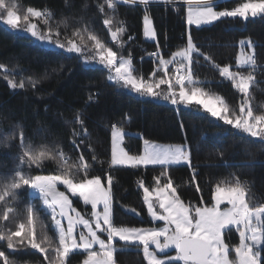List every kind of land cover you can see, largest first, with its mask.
<instances>
[{"label":"trees","instance_id":"obj_1","mask_svg":"<svg viewBox=\"0 0 264 264\" xmlns=\"http://www.w3.org/2000/svg\"><path fill=\"white\" fill-rule=\"evenodd\" d=\"M180 1L184 0H160L148 6L117 2L116 8L110 9L105 0H7L16 5L18 15L26 14L29 7L45 13V17L37 19L40 31L47 33L51 27L53 32L59 31L62 41L71 39L81 43V38L73 35L79 31L82 46L94 47L89 37L96 35L117 51L119 57L131 58L136 69L133 74L145 79L155 68V61H146L145 53L159 50L164 59H169L172 52L187 46L190 32L200 51L211 57L209 61L194 54L192 65V78L207 96L222 97L230 116L239 115V105L245 99L254 115L264 114V17L247 21L223 18L210 26L188 28L187 9L175 4ZM246 1L249 0H226L216 7L233 9ZM146 11L156 32L155 41L144 39ZM105 19L112 20L111 26L103 23ZM24 25L21 19L20 26ZM120 28L124 31L118 32V40L113 41L111 33ZM243 39H250L254 44L255 68L252 64L237 65L239 43ZM0 64L4 65L0 68V191L17 170L31 176L56 175L67 170L70 178L78 180L82 173L79 157L83 155L90 165L89 177H112L114 224L118 227L153 226L138 182L153 186L161 168H112L111 133L118 128L126 132L125 147L133 155L142 154L145 139L187 146L191 167L167 168V175L185 203L212 205L210 196L217 183L229 187L240 179L246 180L250 187L249 191L245 189L249 207L264 205V142L211 118L201 105L173 106L139 98L109 81L108 69L86 67L80 55L45 47L3 22H0ZM217 64L231 65L234 71L253 74L255 79L249 85L247 97L242 96L231 81L220 76ZM11 81L17 85L23 83L24 87L13 89ZM79 121H83V128ZM79 134L83 135L84 144L77 149L73 141ZM25 151L44 152L50 158H42L39 166L21 165L19 158ZM62 151L69 155L67 161L57 155ZM196 185L200 192L196 191ZM16 191L15 198L0 202V230H15L19 223H26L27 231L31 208L38 237L48 236L55 247L58 234L51 215L42 207V198L32 197L27 186ZM126 207L136 209L141 217L126 212ZM8 208L12 211L5 221L2 216ZM232 235L233 242L237 243L236 231L226 233L227 237ZM139 247L118 249L114 255L116 264H148ZM0 250L6 252L11 264H47L44 254L31 248L13 251L7 249L6 241H0ZM84 258V253L73 254L66 264H81Z\"/></svg>","mask_w":264,"mask_h":264},{"label":"snow or ice","instance_id":"obj_2","mask_svg":"<svg viewBox=\"0 0 264 264\" xmlns=\"http://www.w3.org/2000/svg\"><path fill=\"white\" fill-rule=\"evenodd\" d=\"M125 3L135 0H124ZM147 6L150 0H140ZM188 5L195 2L198 7L187 8V24L195 25L197 28L203 25H211L222 18L240 17L247 21L249 16L264 17V0H249L239 7L231 10H217L214 0H184ZM110 9L116 8L115 0H105ZM103 11L104 5H100ZM30 17H45V13L35 8H27V13L18 15L16 5L7 0H0V22H3L13 30L20 28L21 19L25 22L23 30L40 42L51 44L68 53H83V37L79 31L73 35L81 38V43L74 40H61L59 31L53 32L51 27L47 33L39 31L35 23L30 22ZM47 24V18H45ZM105 25L111 26L112 20L105 19ZM120 28L111 33L113 41L118 40ZM143 35L146 38L156 40V32L152 20L145 12L143 16ZM89 39L94 44L96 56H89L87 59L97 60L105 68L115 72L116 79L122 82L125 87L140 96L152 99L169 101L173 106L189 105L196 103L202 106L204 112L224 125H229L257 138L264 142V114L254 115L252 107L247 99L239 105V115H229V107L222 97L214 100L207 98V94L198 82L192 78V65L194 54L203 56L205 60L211 61V57L205 55L193 42L189 32L187 35V46L172 53L171 59H164L159 50L149 53L155 58V68L146 80L142 75H134L136 72L131 58L118 62V52L112 47L102 43L96 35ZM132 39V37H129ZM245 40L240 41L243 46ZM251 47L252 42L247 41ZM159 49V45L157 44ZM177 58H180L177 60ZM238 63L253 65L256 60L253 56L241 57ZM170 65L172 66L170 69ZM219 69L222 78L232 82L233 87L244 97H247L249 85L255 77L251 72L245 74L241 71H234L231 65H215ZM0 68L4 65L0 64ZM159 73V75H157ZM7 78V77H6ZM13 89L23 88L24 84L17 85L11 81ZM161 86H166L163 91ZM83 128V121H79ZM86 131V129H85ZM124 132L122 129L114 128L111 133V164L113 166L127 167H148L160 166L161 172L154 177L155 184L146 186L143 181L139 189L143 193V203L153 221H161L160 227L139 228V227H117L113 223V180L111 176L106 178V184L102 182L99 175L89 177L90 165L87 164L83 155L79 157L82 168L81 178H70L67 170L56 175L31 176L23 170H17L11 180L4 184L0 191V202L7 203L6 198H15L18 189L27 186L37 190L43 198L44 205L50 210L51 219L58 232V239L55 247H52V240L46 235H37L32 221L33 210L29 208L27 231L26 223H19L15 230H0V241H6L7 249L18 250L19 248H31L44 254L47 264H66L69 254L77 250L85 254L82 264H116L114 253L117 251L114 241L119 240L125 243H139L143 245V253L148 264H264V207H249L245 200V189L236 182L234 186L222 187L217 183L211 193L210 200L212 207L201 204L194 205L191 202L185 203L173 186V181L167 175V168L171 165L187 164L191 167L189 151L181 145H158L145 139L142 154L133 155L121 147ZM20 140L23 142V133H20ZM73 144L77 149L79 145ZM42 158H50L46 153L25 151L20 156V164L39 166ZM95 159V157H93ZM79 170V169H78ZM193 178L195 169H192ZM163 178V183L161 179ZM7 180V178L5 177ZM63 187V191L60 187ZM196 191L200 192L199 185ZM203 201V196L200 197ZM76 202L84 206H90L91 212L85 215L77 209ZM221 205H226L221 208ZM8 208L3 213L2 219L9 220ZM136 212V209H131ZM138 215V213H137ZM235 228L239 234V244L235 246L236 260L229 259V245L225 243L226 230ZM99 246L96 250L94 246ZM154 246V248L152 247ZM174 248L175 255H169L166 250ZM163 254V255H160ZM0 262L11 264L9 256L5 251L0 250Z\"/></svg>","mask_w":264,"mask_h":264},{"label":"rangeland","instance_id":"obj_3","mask_svg":"<svg viewBox=\"0 0 264 264\" xmlns=\"http://www.w3.org/2000/svg\"><path fill=\"white\" fill-rule=\"evenodd\" d=\"M121 1H124V0H121ZM135 1H139V5H143V6H145L144 4H142V3L140 2V0H135ZM157 1H160V0H150L149 4L151 5V3H154V2H157ZM115 2H116V0H115ZM247 2H249V1H246V2H244V3H247ZM116 3H117V2H116ZM214 3H215V5L217 6V5L220 4L221 2L218 3V1H214ZM149 4H148V5H149ZM175 4H177V2H176ZM242 4H243V3H242ZM139 5H138V6H139ZM148 5H147V6H148ZM240 5H241V4H240ZM240 5H239V6H240ZM239 6H237V7H239ZM191 7H192L193 9H195V8L198 7V6H191ZM217 10H218V9H217ZM229 10H231V9H229ZM257 17H259V16H257ZM257 17H255V18H257ZM235 18H240V17H235ZM255 18L251 17V15L249 16V19H255ZM37 19H38V18H36V17H32V19H30V22H31V23H35V24L37 25V29L40 31V28H39V24H38V22H37ZM222 19H223V18H222ZM240 19H242V18H240ZM151 20H152V19H151ZM220 20H221V19H220ZM242 20H243V19H242ZM218 21H219V20H218ZM216 22H217V21H216ZM152 23H153V22H152ZM186 23H187V16H186ZM214 23H215V22H214ZM5 25H6V24H5ZM211 25H212V24H211ZM6 26H7V25H6ZM205 26H210V25H203V26H200L199 28H201V27H205ZM8 27H9V26H8ZM187 27H188V28H191V27H196V26H195V25L189 26V25L187 24ZM23 28H24V26H23V27L20 26V28L17 29L16 31H17L18 33H20V34H24V35H27V36L31 37L35 42L41 43V44H43L45 47L53 48V49L60 50V51H64V50L59 49V48H57V47H55V46H53V45H51V44L44 43V42H40V41L36 40V39L33 38L29 33L25 32V31L23 30ZM144 39L147 40V41H154V40L149 39V38H146V37H144ZM243 40H245L246 43H245L243 46H241L240 43H239V53H238V56H237V65L240 66V67H248V66H250L251 63L241 65V64L238 63V60H239L240 57H241V53H243L244 56H249V55L252 56V54L254 53V44L252 43V44H251V47H250L249 44L247 43V41H249L250 39H243ZM250 41H251V40H250ZM251 42H252V41H251ZM76 43H77V42H76ZM119 43L121 44V42H118V44H119ZM78 44H79V43H78ZM183 48H185V47H183ZM183 48H179V49H177L176 51H179V50H181V49H183ZM176 51H174V52H176ZM64 52H66V51H64ZM174 52H172V53H174ZM67 53H68V52H67ZM71 54H77V53H71ZM77 55H80V57L82 58V61H83L84 65H85L86 67H104L103 65H101V64L98 62V59H97V60L87 59V57H89V56H96V55H97L96 51L94 50V47H86V46H83V53H82V54H77ZM123 59H128V58L117 56V60H118V62L121 61V60H123ZM169 59H171V57H170ZM179 59H180V58H177V60H179ZM254 59H255V58H254ZM255 60H256V59H255ZM131 61H132V59H131ZM171 67H172V66L170 65V69H171ZM104 68H105V67H104ZM106 69H108V68H106ZM108 70H109V72H110V75H109V81H111L112 83H117V84L121 85V86H122L123 88H125L129 93H131V94H133V95H135V96H137V97H139V98H142V99H151V100H155V101H161V102H164V103H170L169 101H164V100H162V99H152V98H150V97L140 96L139 94H137V93L131 91L130 88L125 87V86L123 85L122 82H119V81H117L116 79H110V77H115V72H114V70H112V69H108ZM149 76H150V75H147L146 80L149 78ZM165 87H166V86H161V89H158L157 91H163V90L165 89ZM207 98L210 99V100H214V99H216V98H213V97H210V96H207ZM170 104H171V103H170ZM248 104H249V103H248ZM180 106H183V105H180ZM184 107H185V106H184ZM188 107H189V106H188ZM201 107H202V106H201ZM112 131H113V130H112ZM123 132H124V136L122 137L121 147L124 148L125 151H127V150H126V147H125V135H126V132H125L124 130H123ZM143 141H144V140H143ZM149 141L152 142V143H154V144H158V145H172V144L159 143V142L151 141V140H149ZM179 145H181V146H185V147L187 148V146L184 145V144H179ZM172 146H176V145H172ZM187 149H188V148H187ZM143 150H144V144H143ZM188 151H189V150H188ZM142 153H143V152H142ZM57 155H58L60 158L64 159L65 161L68 160V159L66 158V155H67V154L64 153L63 151L57 153ZM189 155H190V152H189ZM66 159H67V160H66ZM110 165H111L112 168L127 167V166H113V165L111 164V162H110ZM181 165H187V164L181 163V164H179V165H171V166H169V167H175V166H181ZM141 167H143V166H141ZM148 167H160V166H148ZM169 167H168V168H169ZM132 168H133V167H132ZM101 179H102V182H104V183L106 184V179H104V178H102V177H101ZM236 182H237V181H235V183H236ZM139 184H140V182H138V186H139ZM240 184H241V183H240ZM242 186L244 187V189H246V187H245L244 184H243ZM58 187H60V190H61V191L64 190L62 186H58ZM223 187H225V186H223ZM29 189H30V188H29ZM248 191H249V189H248ZM30 192H31V196H32V197H41L40 193H39L37 190L30 189ZM112 194H113V193H112ZM41 198H42V197H41ZM245 200H246V192H245ZM246 202H247V200H246ZM212 204H213V203H212ZM76 205H77V209H78L79 211H81V212L85 215V217L87 218V216H88V215L90 214V212H91V207H90V206H84V205L80 204L79 202H76ZM80 205H81V206H80ZM205 206H207V205H205ZM225 206H226V205H221V208H224ZM42 207H44L45 211L48 212V213L50 214V210L47 208L46 205H44L43 198H42ZM208 207H212V205H209ZM259 207H264V205L259 206ZM131 209H132V208H127V207H126V208H125V211L134 214L136 217H141L137 211L134 213V212L131 211ZM146 209H147V208H146ZM137 213H138V215H137ZM113 214H114V199H113ZM113 214H112V218H113ZM147 216H148V218L151 220V222L153 223V226L139 227V228L160 227V226L163 225V222H161V221H153L152 218L150 217V215L148 214V212H147ZM113 223H114V222H113ZM117 227H118V226H117ZM127 227H129V226H126V228H127ZM53 228H54L55 231L57 232V230H56V228H55V225H54V222H53ZM231 230L236 231L235 228H231ZM228 231H229V230H226V233H227ZM57 234H58V232H57ZM236 236H238V237H237V243H234V242H233V240H234V236H233V235L230 236V237L225 236V243H227V244L229 245V249H230V251H229V259H230V260H236V254H235V252H234V248H235L236 245L239 244V234H238V232H236ZM113 243H114V246L116 247L117 250H118V249H124V247L140 246V247H139V250H141V251L143 252V245H141V244H139V243H125V242H123V241H119L118 239L115 240ZM94 247L96 248V250H99V246H98V245H97V246H94ZM77 253H83V252L80 251V250H77V251H75V252H72V253L69 254L68 259L70 258L71 255H73V254H77ZM114 255H115V253H114ZM174 255H175V254H174ZM82 261H83V259H82ZM67 262H68V260L66 261V263H67ZM147 262H148V260H147ZM182 263H183V262H182ZM81 264H82V263H81Z\"/></svg>","mask_w":264,"mask_h":264},{"label":"built area","instance_id":"obj_4","mask_svg":"<svg viewBox=\"0 0 264 264\" xmlns=\"http://www.w3.org/2000/svg\"><path fill=\"white\" fill-rule=\"evenodd\" d=\"M214 1H218V3H219V2H222L224 0H214ZM116 2H119V3H122V4H127V5L130 4L132 6L133 5L134 6H138L139 5V2L138 1H135L134 3L133 2L125 3L124 1L116 0ZM177 4L178 5H181V6H184L185 8H188L189 6H198L195 2H193L191 5H188L184 1H180V2H177ZM155 51H157V50H153V51L146 52L145 53V60L146 61H155V58L149 55V53H152V52H155ZM252 67L253 68L257 67V62H256L255 65L252 64ZM82 136L83 135H78L77 136V139L75 140V144L76 145H79V147L84 144V139L82 138ZM84 136H85V134H84ZM73 146H74V144H73ZM66 158L69 159V155H67ZM237 182L241 183L242 181L238 180ZM241 185H242V183H241Z\"/></svg>","mask_w":264,"mask_h":264},{"label":"water","instance_id":"obj_5","mask_svg":"<svg viewBox=\"0 0 264 264\" xmlns=\"http://www.w3.org/2000/svg\"><path fill=\"white\" fill-rule=\"evenodd\" d=\"M152 247L154 248V246H152ZM174 252H176L174 248H169L166 250V253L169 255L173 254ZM160 255H163V254H160Z\"/></svg>","mask_w":264,"mask_h":264},{"label":"bare ground","instance_id":"obj_6","mask_svg":"<svg viewBox=\"0 0 264 264\" xmlns=\"http://www.w3.org/2000/svg\"><path fill=\"white\" fill-rule=\"evenodd\" d=\"M80 135V134H79ZM238 180H240V179H237L236 181H238ZM241 181V180H240ZM242 183V185L244 184L245 185V187H246V190H250V187H249V185L247 184V181L246 180H244L243 182H241Z\"/></svg>","mask_w":264,"mask_h":264},{"label":"flooded vegetation","instance_id":"obj_7","mask_svg":"<svg viewBox=\"0 0 264 264\" xmlns=\"http://www.w3.org/2000/svg\"><path fill=\"white\" fill-rule=\"evenodd\" d=\"M176 254V252H174L172 255Z\"/></svg>","mask_w":264,"mask_h":264}]
</instances>
